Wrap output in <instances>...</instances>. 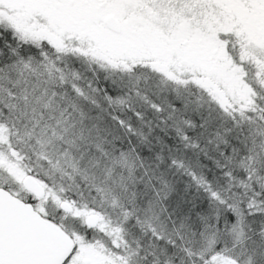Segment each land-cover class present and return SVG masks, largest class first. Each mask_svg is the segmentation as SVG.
<instances>
[{
	"label": "snow or ice",
	"instance_id": "obj_1",
	"mask_svg": "<svg viewBox=\"0 0 264 264\" xmlns=\"http://www.w3.org/2000/svg\"><path fill=\"white\" fill-rule=\"evenodd\" d=\"M0 264H264V0H0Z\"/></svg>",
	"mask_w": 264,
	"mask_h": 264
}]
</instances>
